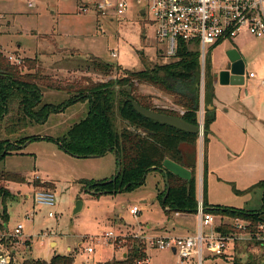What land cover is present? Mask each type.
I'll return each mask as SVG.
<instances>
[{"label": "rangeland", "instance_id": "1", "mask_svg": "<svg viewBox=\"0 0 264 264\" xmlns=\"http://www.w3.org/2000/svg\"><path fill=\"white\" fill-rule=\"evenodd\" d=\"M110 1L116 3L117 0ZM91 2L0 0V51L8 60L10 54L21 56L24 61L38 58L46 82L63 87L45 88V101L58 104L69 97L70 91L65 87L75 92L87 84V79L100 82L120 75L117 70L104 74L94 69L93 56L129 69H141L143 58L148 65L172 59L164 54V45L156 38V26L150 14H142L135 1H130L123 19L118 18L114 8L99 11L89 4ZM82 4L89 9L83 11ZM207 49L206 61L211 60L214 78L227 68L228 52L236 49L245 59L246 80L242 85L213 83L216 108L210 123L212 134H208L207 142L203 140L201 144L202 139H199L198 144L199 161L203 156L204 162L206 153V199L211 205L261 208L263 188L255 186L264 181V35H254L244 29L236 37ZM113 51L118 56H112ZM251 72L255 77L249 75ZM202 81L201 75V89L205 87V77ZM138 88L140 94L148 95L157 106H173L172 95L150 85ZM155 94L161 95L158 100ZM88 107L87 101L75 102L63 111L51 113L45 123H32L11 137L14 140L21 135L36 136L0 162L2 173L17 172L24 177L23 181H0L12 192V197L5 202L9 219L5 222L0 217V244L12 254L11 262L18 263L40 259L49 264H65L64 257L72 255L71 264H95L100 262L98 260L131 258L137 247H141V252L148 253L150 260L131 264H178L180 258L176 252L156 248L149 242L153 236L163 237L167 232L160 228L168 217L158 197V190L165 187L164 179L158 183L160 178L152 171L145 183L132 191L92 195L82 180L99 181L115 175L116 151L80 157L67 151L58 141L86 116ZM219 131L230 136L234 150H239L236 155L215 139ZM201 150L204 151L202 156ZM203 178L204 169L200 172L197 168V185ZM45 182L49 183L44 185ZM38 189L53 191L55 205L35 204L33 197ZM199 194L203 198L198 185V200ZM78 200H83V208L74 214ZM134 204L141 209L137 216L130 212ZM3 206L0 200V210ZM192 213L196 214L184 221L197 232L199 217L197 212ZM215 219L219 233L233 236L234 240L229 241L222 256L209 257L205 249L204 264H233L235 258L243 262L251 257L259 262L264 260L262 240L252 236L248 226L241 229L237 225L248 221L218 214ZM19 223L23 224V234L16 237L13 232ZM167 227L170 229L169 224ZM108 231H113L114 236H104ZM88 246L94 251L88 252ZM196 261L193 256L183 264H196Z\"/></svg>", "mask_w": 264, "mask_h": 264}, {"label": "trees", "instance_id": "2", "mask_svg": "<svg viewBox=\"0 0 264 264\" xmlns=\"http://www.w3.org/2000/svg\"><path fill=\"white\" fill-rule=\"evenodd\" d=\"M147 60V59H146ZM143 58L141 69L123 68L106 62L98 57H91L94 69L112 74L120 71L117 77L107 81L93 82L87 79L85 86L71 88L69 97L56 104L45 101V88L53 85L46 82L45 74L39 66L38 58H25L21 65L11 63L0 51V162L6 155L19 151L21 145L36 136H18L28 125L45 123L53 112L63 111L75 102H88L86 116L74 123L63 138L58 139L61 146L70 153L80 157L100 156L108 149L115 150L121 156V171L114 178H104L99 181L82 180L92 195L117 194L132 191L145 183L146 175L153 169L163 167V162L169 158L190 168L191 178L184 179L171 171H167V184L158 194L167 215L173 212H197V164L199 133H192L172 125L154 120L140 113L132 103V99L140 105L157 112L180 116L190 123L199 125L201 109V64L200 51L197 48L188 49L181 44L176 57L166 63L148 65ZM26 68V71L23 69ZM214 72L211 60L206 61L205 69V115L203 120L204 136L207 142L210 133V123L215 117L214 109H207V104H213ZM150 85L174 97L173 103L183 112L173 108L157 106L148 95L140 94L138 87ZM54 88L63 89L61 86ZM109 150V151H110ZM203 203L205 211L218 215L242 218L249 222L250 231L256 236L261 223L264 224V203L259 209L235 208L231 206L211 205L206 199L205 179L207 173L206 153L203 162ZM118 167V159H117ZM23 181L24 177L17 172L0 170V181ZM49 182H45L47 184ZM262 187L264 181L255 187ZM11 190L0 184V200L4 205L0 217L7 222L9 214L5 207ZM264 201V196H263ZM222 230V228H220ZM264 246V245H263ZM134 255L124 260L98 262L96 264H131L142 261L147 254L141 252V247ZM73 256H65V264H71ZM264 258V257H263ZM52 263H56L52 261ZM9 264H49L40 259L25 260L22 263ZM233 264H264L253 257L243 262L234 259Z\"/></svg>", "mask_w": 264, "mask_h": 264}, {"label": "built area", "instance_id": "3", "mask_svg": "<svg viewBox=\"0 0 264 264\" xmlns=\"http://www.w3.org/2000/svg\"><path fill=\"white\" fill-rule=\"evenodd\" d=\"M90 5L99 11H107L114 8L118 18L123 19L127 15L132 0H117L116 3L110 0H91ZM140 5L146 14L148 12L156 26V38L164 45V54L168 58L176 57L181 44L188 49L197 48L200 51L201 75L204 81L206 59L208 47L214 46L224 39H232L247 29L254 35H264V0H133ZM84 3V2H83ZM33 3L30 2V5ZM81 9L87 11L89 6L82 4ZM112 56H118L116 51ZM14 64L20 65L24 58L14 54L8 55ZM250 76L255 74L251 72ZM202 81V82H203ZM205 92V87L201 93ZM203 92V93H204ZM183 112V111H182ZM203 128V120L200 121ZM204 130L199 132V139L203 140ZM39 177H35V179ZM201 195V194H200ZM34 203L41 205H55V195L53 191L38 189L34 192ZM130 212L138 215L141 209L134 204L130 207ZM50 216L53 212H50ZM197 215L199 217L198 231L186 236H163L149 239V242L156 248L174 249L180 258L178 264H183L191 257L196 256V264H204L206 249L209 257L225 255L230 240L233 236H223L219 233L216 225L215 214L205 211L202 195L199 196ZM243 229L249 222L237 223ZM23 224L19 223L13 234L19 237L23 234ZM251 232V231H250ZM260 232V233H259ZM104 236L113 237V231L105 232ZM254 236V234H252ZM256 236L264 244V224L261 223L256 232ZM88 252L94 251L92 246H88ZM12 254L4 249L0 244V264H9ZM149 256L142 261L148 262ZM141 262V261H140Z\"/></svg>", "mask_w": 264, "mask_h": 264}, {"label": "water", "instance_id": "4", "mask_svg": "<svg viewBox=\"0 0 264 264\" xmlns=\"http://www.w3.org/2000/svg\"><path fill=\"white\" fill-rule=\"evenodd\" d=\"M142 13L144 11L142 10ZM229 56V62L227 65V68L221 70L218 73L219 76V81L221 84H232V85H242L245 83V77H246V72H245V61L242 58L241 54L236 50L232 49L228 52ZM198 85L201 87V82L198 83ZM213 91V87L211 89ZM132 103L135 106V108L142 113L143 115L150 117L154 120H158L162 123H166L169 125H172L176 128L189 131L192 133H199L201 130H204L200 127V125H196L193 123L188 122L184 118L180 116H175V115H169L161 112H157L155 110L146 108L142 105H140L137 101L132 99ZM207 109H214L213 104H207L206 105ZM110 148L107 150L109 151ZM118 167H117V172L114 176L116 178L121 171V156L118 154ZM164 172L165 174V184H167V192L166 195L169 192V182H168V177H167V171H171L174 174L184 178V179H190L192 176V171L190 168H187L172 159L167 158L163 162V167L159 168ZM83 208V200H78L76 203V206L74 208V214L78 213L81 209ZM175 252V250L173 249ZM126 256V254H124Z\"/></svg>", "mask_w": 264, "mask_h": 264}, {"label": "crops", "instance_id": "5", "mask_svg": "<svg viewBox=\"0 0 264 264\" xmlns=\"http://www.w3.org/2000/svg\"><path fill=\"white\" fill-rule=\"evenodd\" d=\"M242 56V55H241ZM242 58L244 59V57L242 56ZM245 60V59H244ZM255 77V76H254ZM245 80H246V77H245ZM219 81V76H218V74H217V78H215L214 79V82L213 83H215V82H218ZM220 82V81H219ZM142 85H146V84H142ZM141 85V86H142ZM159 96H161V95H159V94H155V96H154V98L155 99H159ZM157 105V104H156ZM213 105H214V103H213ZM171 108H173V109H175V110H178V111H180V112H182L183 110L178 106V105H176V104H174L173 103V106L171 107ZM216 107H215V105H214V109H215ZM204 115H205V94L202 92L201 93V109H200V111H199V117H200V121L201 120H204ZM212 133H210V135H211ZM248 135V134H247ZM213 136H214V133H213ZM216 137H215V139H217V140H219V141H221V142H223L225 145H226V147H227V149L229 150V152L230 153H234L235 155L237 154V152H239V150H237L236 149V151L234 150V147L232 146V144L230 143V141H231V139H230V136L228 135V134H225V133H223L222 134V132H217V134L215 135ZM202 143L201 144H203V140L201 141ZM200 143V142H199ZM203 153H204V151L203 150H201V156L203 155ZM199 165V166H198ZM203 156L201 157V161H199V152H198V164H197V168H199V171L201 172V169H202V171H203ZM152 171L153 172H156L157 174V176H158V178H160V179H158V183H160V181H162L163 179H164V181H165V174H164V172H162V170H160V169H153V170H151L149 173H147V175H146V178H147V176L150 174V173H152ZM146 181V180H145ZM7 183H10V181H7ZM159 185V184H158ZM198 185L200 186V193H202L203 192V180H202V182L201 181H199V183H198ZM198 185H197V187H198ZM158 188V187H157ZM10 189V188H9ZM202 189V190H201ZM47 190H50V189H47ZM162 190H158V194L161 192ZM200 195V194H199ZM258 204V203H257ZM245 208V207H244ZM246 209H259L258 207H255V208H246ZM192 214H196V213H186V212H173V213H171V214H169V215H167V217H168V220L166 221V224H164V225H162V227H160V228H164V230H166L167 232H166V236H170L171 234H173V235H175L176 234V236H186V235H190V234H193V233H195V231H193V230H191V228H189V227H187L188 225H187V221H184V220H186L187 219V217L188 216H190V215H192ZM181 219V220H180ZM185 222H187V223H185ZM167 224H169V226H170V229L167 227ZM6 225H8V224H6ZM149 227H152V225L151 224H149L148 225ZM166 227V228H165ZM159 228V229H160ZM171 231V232H170ZM172 231H175L176 233H172ZM70 247H68V249H69ZM93 252V251H92ZM125 254V253H124ZM125 256V255H124ZM147 256H149V260H150V255L147 253ZM148 260V261H149ZM98 261H100L101 262V260H98ZM107 261V260H106ZM98 263V262H97ZM96 264V263H95Z\"/></svg>", "mask_w": 264, "mask_h": 264}]
</instances>
